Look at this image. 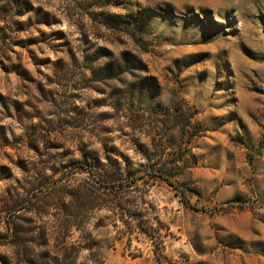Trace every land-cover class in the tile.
<instances>
[{
	"label": "rangeland",
	"instance_id": "obj_1",
	"mask_svg": "<svg viewBox=\"0 0 264 264\" xmlns=\"http://www.w3.org/2000/svg\"><path fill=\"white\" fill-rule=\"evenodd\" d=\"M0 264H264V0H0Z\"/></svg>",
	"mask_w": 264,
	"mask_h": 264
},
{
	"label": "trees",
	"instance_id": "obj_2",
	"mask_svg": "<svg viewBox=\"0 0 264 264\" xmlns=\"http://www.w3.org/2000/svg\"><path fill=\"white\" fill-rule=\"evenodd\" d=\"M66 171H64L62 178H60L59 183L62 184L61 186H58L57 184L50 183L49 182V177H44L41 176L39 177L40 181H37V183L33 186L32 189V194L30 195V197L27 198V203H31L33 200L38 199L39 196L45 195L47 198L51 197L52 199L55 198V195H60L63 196L64 198L66 197V199L64 201H70L67 204H64V212L66 211V215L64 220L61 221V228L64 232V242L68 241V239H73V232H77L79 231V226L77 224V219L78 216L76 214H73L71 211L74 209V207L76 206L75 204H77L82 198L84 199H88L90 200V198H92V193L93 191H88L85 196H83V192L80 191L79 188L77 187H73L71 186V184H73L75 182V179L72 177L73 172L72 171H76L78 169L83 170L84 166L82 164H77L75 166H68L65 168ZM54 174H57L58 171L54 170L53 171ZM90 177L97 183L100 184V190L103 189V191L105 193L108 194V196L117 198L119 194H123V192H121L120 187H117V174H108V173H100L99 171L95 170V169H91L88 171ZM135 181H132V183H134ZM58 183V184H59ZM132 183L130 185H132ZM128 186V188H130L131 186ZM30 192V191H29ZM29 194V193H27ZM187 203H189L187 201ZM19 209H12L9 214L12 218V220L8 221V227L10 228V230L12 231V236H16L18 234V231L13 232V228L14 227V223L15 220H19L20 217L17 215ZM90 241V238H88V242ZM75 246V245H74ZM78 254V253H77Z\"/></svg>",
	"mask_w": 264,
	"mask_h": 264
}]
</instances>
